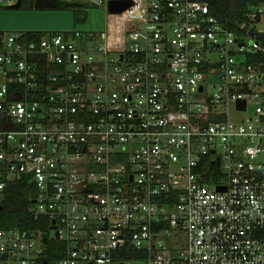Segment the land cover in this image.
<instances>
[{"label":"built area","instance_id":"obj_1","mask_svg":"<svg viewBox=\"0 0 264 264\" xmlns=\"http://www.w3.org/2000/svg\"><path fill=\"white\" fill-rule=\"evenodd\" d=\"M90 5L99 32L0 31V209L33 191L0 264H264V0L233 27L199 0Z\"/></svg>","mask_w":264,"mask_h":264},{"label":"trees","instance_id":"obj_2","mask_svg":"<svg viewBox=\"0 0 264 264\" xmlns=\"http://www.w3.org/2000/svg\"><path fill=\"white\" fill-rule=\"evenodd\" d=\"M207 2L211 12L218 18L221 23L229 27L237 22V20L248 10L249 6L258 3L261 0H199ZM34 0H25L21 6V10L30 11L33 9ZM2 10V9H0ZM76 21V11H74V24ZM27 40H37L43 35L39 31H24ZM32 186L26 181H19L9 186L7 198L0 209V227L4 223L9 225H17L21 229H30L33 226L26 221V210L30 205V197L32 196Z\"/></svg>","mask_w":264,"mask_h":264},{"label":"water","instance_id":"obj_3","mask_svg":"<svg viewBox=\"0 0 264 264\" xmlns=\"http://www.w3.org/2000/svg\"><path fill=\"white\" fill-rule=\"evenodd\" d=\"M21 1L0 10V31H41L71 29L72 10L82 7L66 0H34L33 9L21 10ZM117 4V6H115ZM131 5L129 1L111 3V12L119 13Z\"/></svg>","mask_w":264,"mask_h":264},{"label":"rangeland","instance_id":"obj_4","mask_svg":"<svg viewBox=\"0 0 264 264\" xmlns=\"http://www.w3.org/2000/svg\"><path fill=\"white\" fill-rule=\"evenodd\" d=\"M17 0H0V9H5L9 4L15 3ZM71 1V0H68ZM83 5L82 8L73 9L76 11L75 29L85 32H99L103 29L104 24L108 21V16L99 6H91V0H76ZM239 115L234 114L233 118Z\"/></svg>","mask_w":264,"mask_h":264},{"label":"flooded vegetation","instance_id":"obj_5","mask_svg":"<svg viewBox=\"0 0 264 264\" xmlns=\"http://www.w3.org/2000/svg\"><path fill=\"white\" fill-rule=\"evenodd\" d=\"M24 2H25V0H22V1H21V6L24 4ZM21 6H20V7H21Z\"/></svg>","mask_w":264,"mask_h":264},{"label":"crops","instance_id":"obj_6","mask_svg":"<svg viewBox=\"0 0 264 264\" xmlns=\"http://www.w3.org/2000/svg\"><path fill=\"white\" fill-rule=\"evenodd\" d=\"M72 12H73V10H72Z\"/></svg>","mask_w":264,"mask_h":264}]
</instances>
